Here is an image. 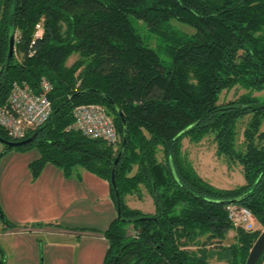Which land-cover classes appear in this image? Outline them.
I'll return each mask as SVG.
<instances>
[{
    "label": "trees",
    "instance_id": "trees-1",
    "mask_svg": "<svg viewBox=\"0 0 264 264\" xmlns=\"http://www.w3.org/2000/svg\"><path fill=\"white\" fill-rule=\"evenodd\" d=\"M11 32L13 57L2 70ZM1 70L0 107L13 83L35 93L42 79L52 85L50 118L16 149L40 148L39 168L50 162L67 175L79 166L104 178L116 212L110 179L122 152L119 215L104 232L102 264H209L214 256L245 264L260 231L234 228L225 206L238 200L264 228V102L254 96L264 90V0H0ZM89 104L112 119L116 147L72 130L73 109ZM0 138L14 141L2 128ZM185 140L209 141L244 183L222 190L204 181ZM129 197H149L154 212L129 207Z\"/></svg>",
    "mask_w": 264,
    "mask_h": 264
},
{
    "label": "rangeland",
    "instance_id": "rangeland-1",
    "mask_svg": "<svg viewBox=\"0 0 264 264\" xmlns=\"http://www.w3.org/2000/svg\"><path fill=\"white\" fill-rule=\"evenodd\" d=\"M175 27L185 32L187 29L191 30L179 23ZM139 32L146 37L144 30H139ZM72 60L69 59L68 64ZM233 95V92L223 94L222 99L227 101ZM254 96L259 101L264 102V90L255 92ZM0 145L2 144L0 143ZM1 147L2 210L7 212L12 223H10L11 227H2L0 232L9 234L8 241L14 242L17 246L20 245L25 252L33 251L37 264H102L108 247L104 232L110 223L117 218L114 209L112 221L109 217V198H106L104 187L101 198L98 194L99 188H97V192H93L96 194V199L87 200V192L84 191L86 200L81 204H73L70 209L65 207L66 204L63 208H60L58 204L57 207H49L51 202H58V197L65 189V186L57 182L59 177L60 180L64 179L68 183L67 185H71L70 193L75 191V187L78 186L76 183L80 182V178L84 183H88L86 178L90 175L95 179L99 178L92 172L84 168L83 170L82 167L73 169L70 175L65 174L64 168H59L50 162H46L43 167L39 168L38 161L42 158L43 153L36 146L22 150L16 148L4 150L3 146ZM182 147L187 153L186 159L190 161L197 174L215 188L230 190L244 183L241 169L237 166L229 168L218 159L209 141L191 145L185 140ZM79 190L77 192L80 193ZM65 191H67V193L65 192L67 195L69 192L67 189ZM75 196H79L77 200L84 199L81 193ZM60 200L62 202L64 200L65 203L67 201L66 197L60 198ZM74 200L76 201V199H70L71 202ZM126 202L129 207L140 209L144 213L154 212V205L149 197H144L141 201L129 197ZM25 206L33 207L25 209ZM253 226L260 232L263 230L258 222H254ZM129 235H132L130 230ZM234 235V229L229 230L226 233L224 244H231ZM5 246L2 248V254L0 253V257H2L0 261H4L3 258H5L6 264H16V252L7 245ZM27 258L31 260L30 254H27ZM217 259L214 256L209 264H224Z\"/></svg>",
    "mask_w": 264,
    "mask_h": 264
},
{
    "label": "built area",
    "instance_id": "built-area-1",
    "mask_svg": "<svg viewBox=\"0 0 264 264\" xmlns=\"http://www.w3.org/2000/svg\"><path fill=\"white\" fill-rule=\"evenodd\" d=\"M36 36H40V26L36 25ZM34 43L32 42L31 45ZM51 83L42 79L39 92H33L27 85L13 83L7 105L0 107V128L14 141L23 139L30 130L44 125L52 114L48 95ZM72 130L93 141H103L107 146L116 147L119 137L115 125L106 111L98 105H80L73 109ZM228 221L234 228L256 231L252 213L236 204L225 206ZM9 235V234H5Z\"/></svg>",
    "mask_w": 264,
    "mask_h": 264
},
{
    "label": "crops",
    "instance_id": "crops-1",
    "mask_svg": "<svg viewBox=\"0 0 264 264\" xmlns=\"http://www.w3.org/2000/svg\"><path fill=\"white\" fill-rule=\"evenodd\" d=\"M1 146L2 145H0V154L2 152V147ZM78 167L79 166L72 167L70 169L69 174H67V175H70L71 171L73 169H75V168H78ZM79 168H81V167H79ZM78 170L81 171V169H78ZM95 176L97 178H99V179H95V178H93L90 175L89 177L86 178V181L88 183H84V181L80 178L79 179L80 182L79 183H76L78 186L75 187V191L73 190L72 193H70L71 190H69L71 185H67L68 183H66V181L64 179L60 180V177H59V181H57V182L60 183V185L65 186V189H67L69 193L67 195H65V192L67 193V191H65V189H64L63 190V193L57 199L58 202L57 203L54 202V201L51 202V205L49 207L50 208H52L53 206L57 207V204H58V206H60V208H63L64 204H66L65 207L67 209H70L73 204H75V205L76 204H81V202H83L84 200H86V198H85L86 193L84 191L87 192V196H86L87 197V200L90 199V198L96 199V194H93V192L96 193L97 192V188H99V193L98 194H99V197L101 198L102 197V194H103L102 188L104 187V191H105V194H106V198H109V201H108L109 213L108 214H109V217H110V219L112 221V218H113V215H114L113 209L115 210V212H116V209H115V206H114V203H113V200H112V197L110 195L109 188H108L109 187V183L106 180L104 181L103 178L98 177L97 175H95ZM91 185H94V186H91ZM80 187H81V190H79ZM76 189L79 190V191H81L80 193L84 197L83 200H77V199H79V196H75V195L76 194H79L80 195V193L77 192ZM0 197H1V201H0V225H1V228H0V230H2V227L8 226L12 222H11V220H9L7 212H5L4 210H2V186H1V184H0ZM65 197L67 199L66 203L64 202V200H63V202L60 200V198L63 199ZM71 198L76 199V201L74 200L73 201L74 203L71 202L70 201ZM32 207L33 206H31V207H26L25 206V209L32 208ZM27 212H29V210H27ZM116 214H117V212H116ZM2 218L4 219V221L6 223L3 222ZM2 223L4 224L3 226H2ZM45 230H47V229H45ZM8 238H9V235L2 234V231L0 232V253L1 254H2V251H3L2 248H5L6 247L5 245H7V247H10V249H12V251H15L16 252V254H15L16 264H37V261H35V256H34L33 251L30 252V253L29 252H25L23 247L21 248L20 245L17 246L14 242L8 241L9 240ZM27 254H30L31 260H29L27 258ZM1 258L2 257H0V259ZM3 259H4V261H6L5 258H3ZM0 262H2V261H0ZM4 264H6V263L4 262Z\"/></svg>",
    "mask_w": 264,
    "mask_h": 264
},
{
    "label": "water",
    "instance_id": "water-1",
    "mask_svg": "<svg viewBox=\"0 0 264 264\" xmlns=\"http://www.w3.org/2000/svg\"><path fill=\"white\" fill-rule=\"evenodd\" d=\"M13 49H14V32H11L10 36H9V40H8V51H7V56H6V62L3 65L2 70L3 69L8 70V67H9L10 62H11L12 57H13ZM2 70L0 71V75L2 73ZM118 117L121 121V124L123 126V130H124V134L122 137V150H124V148L126 146V137H125L126 136L125 135L126 124H125V120H124V118L120 112H118ZM36 135L37 134L35 133L32 136H30V137H28L22 141H4L0 138V143L7 146L8 148L22 147V146H26V145L32 143L34 141ZM121 154H122V152L118 155V157L114 161L112 172H111V179H110V184L114 190L115 197L117 200V209H118L117 215H119V194H118V191L116 189L114 170H115V166H116L119 158L121 157ZM237 201L238 200L229 201V202H226V204H235V203H237ZM263 253H264V228H263V230H261L257 239L253 243V245L249 251V254L247 256L245 264H257L259 259L263 255Z\"/></svg>",
    "mask_w": 264,
    "mask_h": 264
}]
</instances>
